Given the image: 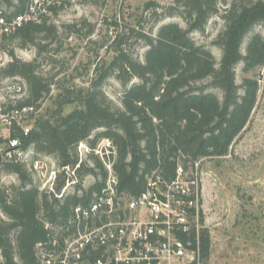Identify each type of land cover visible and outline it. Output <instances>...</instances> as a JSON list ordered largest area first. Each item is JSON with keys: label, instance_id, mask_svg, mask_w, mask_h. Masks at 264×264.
Instances as JSON below:
<instances>
[{"label": "trees", "instance_id": "trees-1", "mask_svg": "<svg viewBox=\"0 0 264 264\" xmlns=\"http://www.w3.org/2000/svg\"><path fill=\"white\" fill-rule=\"evenodd\" d=\"M26 1L5 0L13 8L9 15L22 12ZM56 8H52L54 13ZM142 11L155 23L179 16L186 25L162 23L154 36L141 29L122 28L111 43L114 55L100 67L89 87L67 90L48 116L36 118L27 134L15 123L8 127L9 138L19 140V149L53 156L60 171L51 189L40 191L23 160H7L0 153L2 170L19 179L17 186L0 187V211L5 216L0 215V264H45L40 250L52 251L53 238L58 242L56 248L62 247L63 234L56 228L74 205L87 204L100 190L107 177L106 164L112 165L118 193L136 196L154 170L171 179L178 164L190 170L201 158L226 155L247 125L259 80L244 77L241 84L236 83L235 66L242 62L245 72L264 67V35L252 34L245 52L241 51L246 35L256 25H264V0H228L223 6L221 0H170L167 4L148 0ZM213 16L224 23L212 41L221 50L219 59L191 36L193 31L203 32ZM40 33L52 40L56 27L44 18L40 23L24 24L4 39H18L20 48L40 46L35 42ZM132 39L142 40L147 47L143 61L129 52ZM7 54L10 60L0 74L21 79L27 89L26 98L15 105L36 108L49 92L50 82L37 73L35 59L23 60L13 50ZM111 75L123 86L120 105L102 90ZM134 78L138 81L131 82ZM71 103L77 106L64 114V105ZM103 138L109 145L99 156L95 149ZM83 142L91 165L78 155ZM87 175L100 178L84 188ZM71 183L74 191L64 193ZM198 236L203 261L210 251L209 229L202 225Z\"/></svg>", "mask_w": 264, "mask_h": 264}, {"label": "rangeland", "instance_id": "rangeland-1", "mask_svg": "<svg viewBox=\"0 0 264 264\" xmlns=\"http://www.w3.org/2000/svg\"><path fill=\"white\" fill-rule=\"evenodd\" d=\"M148 0H65L61 7L53 9L46 16L47 24L56 27L55 37L36 35L35 42L40 46L18 47V39H4L0 36V68L9 60L7 50H13L23 60H36L37 73L50 83L36 108L24 122L29 129L39 116H48L55 108L56 100L67 90H84L97 75L100 67L109 63L114 51L111 43L115 34L122 28L133 27L147 34L156 35L162 23L175 21L182 27L185 22L179 16L166 17L155 23L142 7ZM167 4L170 0H155ZM224 1L221 0V6ZM141 21V25L138 22ZM224 23L219 16L211 17L203 32L193 31L191 36L198 44L205 45L219 59L221 50L212 43ZM254 33L264 35V25H256L247 34L241 45L245 52L248 39ZM132 57L143 61L146 46L142 40L132 39L128 45ZM244 77L259 80V90L250 119L243 131L236 137L226 155L205 157L198 160V170L202 183L203 226L209 229L210 251L201 264H264V67L248 72L243 63L235 66V81L241 84ZM134 78L131 82H137ZM20 82L24 90L20 94L6 93L3 88L9 83ZM102 90L116 105H120L123 90L121 82L114 76L108 77ZM27 96L24 81L17 77H4L0 74V108L7 110L16 106ZM76 103L66 104L63 113H68ZM8 125H0V146H5L9 137ZM101 139L95 152L104 154L109 145ZM108 144V145H107ZM81 160L91 165L89 149L83 142L78 147ZM30 178L40 191H48L53 177L60 171L51 155L35 154L27 150L24 158ZM44 166V175L35 166ZM189 173L191 170H187ZM100 177L87 175L82 181L86 188ZM17 186L16 174L2 170L0 166V187ZM75 189L73 183L65 187L64 193ZM80 193V191H78ZM0 215L4 216L0 211ZM5 217V216H4Z\"/></svg>", "mask_w": 264, "mask_h": 264}, {"label": "built area", "instance_id": "built-area-1", "mask_svg": "<svg viewBox=\"0 0 264 264\" xmlns=\"http://www.w3.org/2000/svg\"><path fill=\"white\" fill-rule=\"evenodd\" d=\"M64 1L27 0L22 12L9 15L5 0H0V36H8L29 22L40 23ZM3 89L20 94L24 85L13 82ZM32 110L30 106L0 108V125L15 123L27 134L29 127L22 122ZM18 146L17 138L8 137L0 153L4 159L24 161L27 151ZM35 168L44 175L43 163ZM106 169L100 190L87 204L74 205L56 228L63 234L62 247L57 249L53 238L52 251L40 250L45 264H201L198 234L203 209L198 163L190 173L178 164L171 179L154 170L136 196L119 194L111 163Z\"/></svg>", "mask_w": 264, "mask_h": 264}, {"label": "crops", "instance_id": "crops-1", "mask_svg": "<svg viewBox=\"0 0 264 264\" xmlns=\"http://www.w3.org/2000/svg\"><path fill=\"white\" fill-rule=\"evenodd\" d=\"M11 1H13L14 3L17 2V0H11ZM25 4H26V3H25ZM5 5H6L7 10L11 13V12L13 11V8H12L11 6H7L6 2H5ZM23 9H25V6H24ZM19 13H20V12H19ZM17 14H18V13H17ZM12 15H13V14H12Z\"/></svg>", "mask_w": 264, "mask_h": 264}]
</instances>
